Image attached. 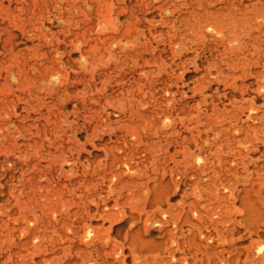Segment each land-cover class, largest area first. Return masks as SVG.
<instances>
[{"label":"bare ground","instance_id":"bare-ground-1","mask_svg":"<svg viewBox=\"0 0 264 264\" xmlns=\"http://www.w3.org/2000/svg\"><path fill=\"white\" fill-rule=\"evenodd\" d=\"M263 185L264 0H0V264H264Z\"/></svg>","mask_w":264,"mask_h":264},{"label":"rangeland","instance_id":"rangeland-1","mask_svg":"<svg viewBox=\"0 0 264 264\" xmlns=\"http://www.w3.org/2000/svg\"><path fill=\"white\" fill-rule=\"evenodd\" d=\"M186 68H187V70L188 71H192L193 70V67H192V65H190V64H188L187 66H186ZM194 72H191V74H189L190 75V77H194V74H193ZM189 80V77H185L184 78V81L187 83V82H189L188 81ZM261 210H262V213H261V238H262V242H264V185H263V187H262V206H261ZM246 241H247V243H249V236H246ZM262 254H264V250H263V252H261ZM262 261H256V263L255 264H260ZM244 264H254V263H251L250 261H247L246 263H244ZM262 264H263V262H262Z\"/></svg>","mask_w":264,"mask_h":264}]
</instances>
